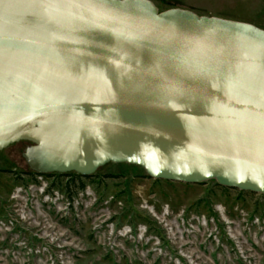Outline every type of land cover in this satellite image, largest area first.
<instances>
[{
  "label": "water",
  "instance_id": "obj_1",
  "mask_svg": "<svg viewBox=\"0 0 264 264\" xmlns=\"http://www.w3.org/2000/svg\"><path fill=\"white\" fill-rule=\"evenodd\" d=\"M264 194V29L152 0H0V151Z\"/></svg>",
  "mask_w": 264,
  "mask_h": 264
},
{
  "label": "rangeland",
  "instance_id": "obj_2",
  "mask_svg": "<svg viewBox=\"0 0 264 264\" xmlns=\"http://www.w3.org/2000/svg\"><path fill=\"white\" fill-rule=\"evenodd\" d=\"M152 1L264 29V0ZM25 144L0 151V264H264V194L128 163L40 174Z\"/></svg>",
  "mask_w": 264,
  "mask_h": 264
},
{
  "label": "trees",
  "instance_id": "obj_3",
  "mask_svg": "<svg viewBox=\"0 0 264 264\" xmlns=\"http://www.w3.org/2000/svg\"><path fill=\"white\" fill-rule=\"evenodd\" d=\"M70 173H73V175L75 174V175H77V176H81V175H79V174H77V173H75V172H69V173H67V174H70Z\"/></svg>",
  "mask_w": 264,
  "mask_h": 264
},
{
  "label": "flooded vegetation",
  "instance_id": "obj_4",
  "mask_svg": "<svg viewBox=\"0 0 264 264\" xmlns=\"http://www.w3.org/2000/svg\"><path fill=\"white\" fill-rule=\"evenodd\" d=\"M26 144H27V142H26ZM26 144H25V145H26Z\"/></svg>",
  "mask_w": 264,
  "mask_h": 264
},
{
  "label": "built area",
  "instance_id": "obj_5",
  "mask_svg": "<svg viewBox=\"0 0 264 264\" xmlns=\"http://www.w3.org/2000/svg\"><path fill=\"white\" fill-rule=\"evenodd\" d=\"M57 174H59V173H57Z\"/></svg>",
  "mask_w": 264,
  "mask_h": 264
},
{
  "label": "bare ground",
  "instance_id": "obj_6",
  "mask_svg": "<svg viewBox=\"0 0 264 264\" xmlns=\"http://www.w3.org/2000/svg\"><path fill=\"white\" fill-rule=\"evenodd\" d=\"M3 150V149H2Z\"/></svg>",
  "mask_w": 264,
  "mask_h": 264
}]
</instances>
